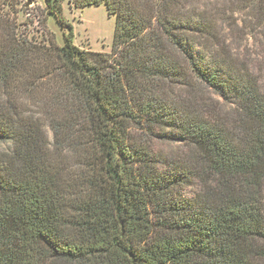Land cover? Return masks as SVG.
<instances>
[{
  "label": "trees",
  "instance_id": "16d2710c",
  "mask_svg": "<svg viewBox=\"0 0 264 264\" xmlns=\"http://www.w3.org/2000/svg\"><path fill=\"white\" fill-rule=\"evenodd\" d=\"M18 2L0 0V264H264V0H68L115 15L110 52L73 43L63 0L64 43L29 37Z\"/></svg>",
  "mask_w": 264,
  "mask_h": 264
},
{
  "label": "rangeland",
  "instance_id": "374dc122",
  "mask_svg": "<svg viewBox=\"0 0 264 264\" xmlns=\"http://www.w3.org/2000/svg\"><path fill=\"white\" fill-rule=\"evenodd\" d=\"M62 14L72 30V41L76 46L96 51H111L116 17L107 12L105 4L76 8L68 0H63ZM11 19L13 24L22 23L18 28H23L29 37L41 40L51 36L58 45L64 43L63 33L69 31L68 26L63 28L53 15L46 13L45 0H19L17 9L11 13ZM245 44L248 50L244 54L260 63L261 49L258 44L253 43L249 37ZM243 48H238L239 53ZM213 96L217 98L216 95ZM155 149L167 153L184 150L183 147L170 143H157ZM185 190L188 196H192L199 190V186L195 183Z\"/></svg>",
  "mask_w": 264,
  "mask_h": 264
}]
</instances>
